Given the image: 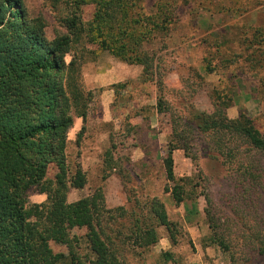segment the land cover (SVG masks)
<instances>
[{
  "label": "rangeland",
  "instance_id": "1",
  "mask_svg": "<svg viewBox=\"0 0 264 264\" xmlns=\"http://www.w3.org/2000/svg\"><path fill=\"white\" fill-rule=\"evenodd\" d=\"M23 2L31 18L44 22L47 39L70 34L67 18L86 26L94 11L92 0L78 6L76 0ZM155 2L141 0L140 12L151 15ZM175 4L173 25L144 43L154 57L159 88L144 80L141 65L101 50L85 34L66 55L67 62L75 58L77 83L88 96L85 117L72 113L66 146L68 176L80 168L86 182L70 187L66 201L98 190L100 206L108 210L145 211L152 198L162 201L177 224L174 241L156 227L155 245L124 254L130 264H264L258 250L264 239V156L236 138L200 131L195 118L221 107L228 118L245 114L264 135V0ZM215 39L220 51L212 46ZM168 154L175 179L184 183L178 205L165 173ZM55 172L51 165L48 178ZM26 200L43 203L47 195L39 185L27 191ZM84 233V228L72 230L73 243L91 257ZM47 248L66 252L54 242ZM164 253H170L167 261Z\"/></svg>",
  "mask_w": 264,
  "mask_h": 264
},
{
  "label": "trees",
  "instance_id": "2",
  "mask_svg": "<svg viewBox=\"0 0 264 264\" xmlns=\"http://www.w3.org/2000/svg\"><path fill=\"white\" fill-rule=\"evenodd\" d=\"M92 2L94 11L86 26L75 17L67 18L72 36L47 39L44 22L28 15L23 0H0V264H130L124 254L136 249L142 253L155 245L156 227L175 239L177 224L158 199L152 198L145 211L123 206L105 209L100 206L99 190L66 201L70 187L81 188L86 182L80 168L68 176L66 146L72 113L85 117L88 101L77 83L79 66L74 57L67 62L66 55L85 34L101 50L141 65L144 80L159 88L155 60L144 43L151 34L170 28L176 8V0H156V11L143 15L141 0ZM75 3L78 6L84 0ZM221 45L219 39L212 42L217 51ZM157 104L163 108L161 96ZM195 118L200 131L236 138L264 156V135L245 114L228 118L224 108L217 107L209 117ZM51 165L56 172L48 178ZM164 166L172 182L171 197L178 205L184 201V183L175 179L169 154ZM39 185L46 202L27 205V191ZM75 228L85 229L91 257L81 254L79 244L73 243ZM49 242L64 245L66 252L50 251ZM258 250L264 254V239ZM164 256L166 261L171 257L170 253Z\"/></svg>",
  "mask_w": 264,
  "mask_h": 264
}]
</instances>
